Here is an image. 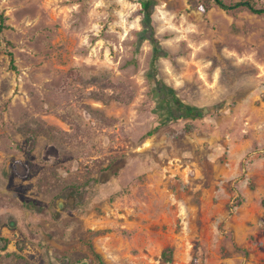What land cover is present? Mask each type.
I'll list each match as a JSON object with an SVG mask.
<instances>
[{"label": "rangeland", "instance_id": "obj_1", "mask_svg": "<svg viewBox=\"0 0 264 264\" xmlns=\"http://www.w3.org/2000/svg\"><path fill=\"white\" fill-rule=\"evenodd\" d=\"M151 1L0 0V264H264V17Z\"/></svg>", "mask_w": 264, "mask_h": 264}, {"label": "trees", "instance_id": "obj_2", "mask_svg": "<svg viewBox=\"0 0 264 264\" xmlns=\"http://www.w3.org/2000/svg\"><path fill=\"white\" fill-rule=\"evenodd\" d=\"M140 3L141 5V11L144 15L145 20L150 17L152 11H153V3L151 0H136ZM210 3L218 4L222 6L224 9H237V8H245L249 10L250 12L261 15L264 17V7H259L257 6L252 0H242L238 1L229 5H226L225 3L222 2V0H212ZM210 3H207L206 8L210 5ZM201 8H203L201 6ZM5 16L3 13L0 12V42H4V35H3V30L6 29V24H5ZM7 56L10 60V62H13V54L10 51H7ZM164 92L167 93V90H164ZM214 107V106H213ZM209 107L206 108H190L188 113H192L194 116H203ZM187 113V114H188ZM157 130V127L149 130L147 132V135H151ZM90 251L92 253V256L98 261V264H105L103 259L101 258L100 254L93 248L91 244H89ZM160 257L163 261L165 262H170L172 260V247L171 246H166L165 248L162 249Z\"/></svg>", "mask_w": 264, "mask_h": 264}, {"label": "flooded vegetation", "instance_id": "obj_3", "mask_svg": "<svg viewBox=\"0 0 264 264\" xmlns=\"http://www.w3.org/2000/svg\"><path fill=\"white\" fill-rule=\"evenodd\" d=\"M171 102H173V101L171 100ZM177 104H178V103H177ZM166 110L171 111V110H172V106L166 107ZM189 110H190V109H186L185 112L187 113Z\"/></svg>", "mask_w": 264, "mask_h": 264}, {"label": "water", "instance_id": "obj_4", "mask_svg": "<svg viewBox=\"0 0 264 264\" xmlns=\"http://www.w3.org/2000/svg\"><path fill=\"white\" fill-rule=\"evenodd\" d=\"M57 205H58V207H61L62 203H61L60 200L58 201V204Z\"/></svg>", "mask_w": 264, "mask_h": 264}]
</instances>
